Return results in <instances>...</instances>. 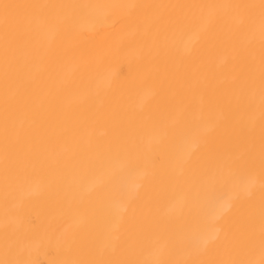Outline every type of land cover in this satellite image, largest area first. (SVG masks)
Segmentation results:
<instances>
[{
    "label": "bare ground",
    "instance_id": "1",
    "mask_svg": "<svg viewBox=\"0 0 264 264\" xmlns=\"http://www.w3.org/2000/svg\"><path fill=\"white\" fill-rule=\"evenodd\" d=\"M0 264H264V0H0Z\"/></svg>",
    "mask_w": 264,
    "mask_h": 264
}]
</instances>
